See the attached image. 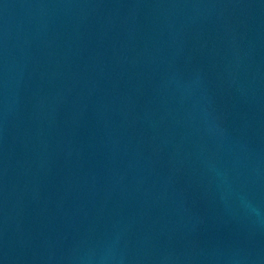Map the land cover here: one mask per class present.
<instances>
[{
    "label": "water",
    "instance_id": "1",
    "mask_svg": "<svg viewBox=\"0 0 264 264\" xmlns=\"http://www.w3.org/2000/svg\"><path fill=\"white\" fill-rule=\"evenodd\" d=\"M0 264H264V0H0Z\"/></svg>",
    "mask_w": 264,
    "mask_h": 264
}]
</instances>
